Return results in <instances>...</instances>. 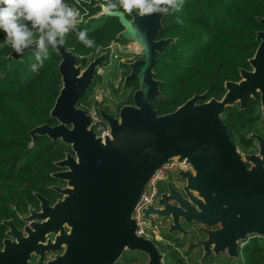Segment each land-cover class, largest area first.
<instances>
[{
	"label": "water",
	"instance_id": "obj_1",
	"mask_svg": "<svg viewBox=\"0 0 264 264\" xmlns=\"http://www.w3.org/2000/svg\"><path fill=\"white\" fill-rule=\"evenodd\" d=\"M98 11L89 18H98ZM166 14L138 16L135 12L116 17L122 29L115 40H133L138 57L127 63L120 93L135 79L138 87L132 102L123 104L116 116L100 109L109 134L98 135L87 111L79 105L96 79V69L106 62L107 51L95 55L85 66L79 56L62 45L57 70L61 86L49 111L56 123H42L28 134L32 145L38 136L60 140L70 147L54 162L51 176L65 183L52 186L61 197L53 204L40 193L38 211L30 209L17 230L11 220L0 250V264H29L48 252L47 264H115L125 251L146 256L144 264H163V254L148 237L138 234L133 214L149 180L171 160L185 164L176 175L183 183L176 189L165 178L166 190L157 205L141 209V217L166 221V232L197 238L199 262L225 255L239 259V249L251 236L264 238V137L247 135L258 146L255 153H239L222 115L227 107L260 101L264 124V30L256 33L259 44L248 59L249 69L239 70V80H226L220 98L205 100L195 93L173 111L159 114L152 106L163 99L161 81L155 77L157 54L174 37H159ZM264 26V15L258 19ZM2 33L4 36L5 34ZM22 55L12 50L10 56Z\"/></svg>",
	"mask_w": 264,
	"mask_h": 264
},
{
	"label": "trees",
	"instance_id": "obj_2",
	"mask_svg": "<svg viewBox=\"0 0 264 264\" xmlns=\"http://www.w3.org/2000/svg\"><path fill=\"white\" fill-rule=\"evenodd\" d=\"M66 2L82 12L88 10L78 29L87 30L95 45L91 48L85 46L75 31L66 36L64 43L85 66L115 40L122 26L112 16L89 18L98 11V7H94L97 0ZM263 15L264 0H183L178 11L170 9L163 18L159 37H174L175 42L157 54L154 72L161 81L160 90L164 96L151 102L157 112L173 111L195 93L206 92L205 100L220 98L225 92L224 82L239 80V70L250 68L248 59L259 44L256 33L264 30L258 21ZM12 50L0 33V221L3 218L18 221L19 215L25 214L29 205L37 206L33 192L55 201L57 193L49 188L56 182L51 176L58 169L54 162L70 151L62 141H51L46 136H38L32 145L29 144L31 137L28 131L32 127L56 123L49 111L61 86L57 51L50 48L43 66L33 71L31 66L36 63L34 52L27 51L20 58H13L10 56ZM120 66L126 73L129 71L126 63ZM99 79L96 77L79 102L82 108L89 104V94ZM127 86L129 90L124 92L122 105L132 102L138 80L130 81ZM222 119L234 143L238 138L243 147H251L253 142L247 135L262 130L259 100L251 99L243 109L238 105L227 107ZM2 234L0 226V237ZM163 237L168 242V250L162 251L163 264H186L185 257L197 247L193 241L197 236L192 237L184 252L181 248L185 246L187 236L180 238L176 233L164 231ZM157 247L161 252V247ZM239 252L237 260L211 255L191 264H264V238L249 237ZM143 256V253L125 251L115 264H134Z\"/></svg>",
	"mask_w": 264,
	"mask_h": 264
},
{
	"label": "clouds",
	"instance_id": "obj_3",
	"mask_svg": "<svg viewBox=\"0 0 264 264\" xmlns=\"http://www.w3.org/2000/svg\"><path fill=\"white\" fill-rule=\"evenodd\" d=\"M182 4L183 0H103L97 15L118 14L123 9L125 14L144 17L178 11ZM81 22L80 9L66 0H0V32L5 34V43L19 55L31 49L36 60L33 71L43 66L49 49L64 45L73 31L85 46L95 45L87 30L78 29Z\"/></svg>",
	"mask_w": 264,
	"mask_h": 264
},
{
	"label": "built area",
	"instance_id": "obj_4",
	"mask_svg": "<svg viewBox=\"0 0 264 264\" xmlns=\"http://www.w3.org/2000/svg\"><path fill=\"white\" fill-rule=\"evenodd\" d=\"M98 2H102L101 0H97ZM81 11V10H80ZM83 19L88 15V10L82 12ZM126 45L123 44V41L114 40L110 42L104 50L107 51L108 58L110 59L112 56L117 57L118 53H120ZM130 48H134L135 50L139 49V46L135 41L130 40ZM103 72V67L99 66L96 69V77L100 76ZM122 104H119V101L116 100L109 91H107L104 87H100V85L95 86L90 98L89 104L85 105V110L87 111L91 122L94 124V130L98 135H108L109 127L108 124L102 119L99 110L104 109L107 113L116 116L119 112ZM179 168L187 169L188 166L175 160L169 161L168 164L163 165L159 168L156 175L153 176L149 182L146 184L144 190L141 193L140 199L138 201L137 208L133 214L134 218H136L138 223V234L150 238L154 243L164 241L163 236H161V227L156 217L151 216L149 220L141 217V209L147 205H157V199L159 195L166 190V183L164 179L169 178L171 184L176 188L180 189L182 180H179L176 172ZM175 175L176 180H171L172 176ZM166 228V221L165 226ZM166 230V229H165Z\"/></svg>",
	"mask_w": 264,
	"mask_h": 264
},
{
	"label": "rangeland",
	"instance_id": "obj_5",
	"mask_svg": "<svg viewBox=\"0 0 264 264\" xmlns=\"http://www.w3.org/2000/svg\"><path fill=\"white\" fill-rule=\"evenodd\" d=\"M123 44L126 46L122 47L123 50L120 53H118L117 57L112 56L109 59L108 55H106V62L101 65V67H103V72L99 76L100 77V79L98 80L99 82L95 85V86L100 85V87H104L107 91L110 92V94L116 100L119 101V104H122V102L124 101L123 99L125 98V94H126L124 92L129 90L128 86H127L128 84H127L124 91L122 93H120L121 87L123 84L124 76L128 73V72L126 73V70L124 68H122L120 66V64L121 63L127 64L128 62L137 58L138 57L137 52L139 50V49L135 50L134 48H130V40L123 41ZM115 91H119V93L117 94V93H115ZM89 96H90V94H89ZM235 145H236L237 151L241 152V153H254L256 151V147L253 145L251 147H248V148L243 147L238 138L235 140ZM176 179L177 178L175 177V175H173L171 178L172 181L176 180ZM155 222H158L160 224V227H161L160 234H161V236H163V232L166 231L165 230L166 228L164 227L165 226V220H158L157 219V220H155ZM186 240H187L186 244L183 247V249L181 248V252H184V250L187 248L188 242L193 240V238H187ZM166 244H168V242H166V241H160V242L155 241V245L156 246L158 245L159 247H161V253H162V251L166 252L168 250L166 247ZM200 255H201V248L199 246H197L194 250L191 251V253L187 257H185V259L187 258L186 264L193 263L196 259L200 258ZM220 256L224 260L229 259L223 254H221ZM139 258L140 259H138V261L135 262L134 264H144L145 263L146 256L139 257ZM230 260L232 261V259H230Z\"/></svg>",
	"mask_w": 264,
	"mask_h": 264
},
{
	"label": "flooded vegetation",
	"instance_id": "obj_6",
	"mask_svg": "<svg viewBox=\"0 0 264 264\" xmlns=\"http://www.w3.org/2000/svg\"><path fill=\"white\" fill-rule=\"evenodd\" d=\"M256 100H259V98L256 99ZM259 104H260V101H259ZM263 127H264V124H263V117H262V130H260L259 132H256V131H255V133L260 134V135H262V136L264 137V128H263ZM251 140H252V142H253V146L256 147V151H255V152H257V151H258L257 143H256V141H255L254 139H251ZM255 152H254V153H255ZM239 153H241V152H239ZM55 171H58V169L55 170ZM64 185H65V183H64L63 181H59L58 179H56V182H55V183L49 185V188L52 189L53 191H55V193H57V197H56L55 201H56L58 198H60L61 195H60V194H59V193H58V192H57L52 186L64 187ZM34 193H35V192H33V194H34ZM37 193H39V192H37ZM40 194H41V193H40ZM41 195H42V194H41ZM34 196H35V194H34ZM42 196H44V195H42ZM44 197L48 200V202H49L50 204H53V203L55 202V201L51 202V201L48 199V197H46V196H44ZM35 198H36V200H37V206H31V205H29V206H28V210H27V212H26L25 214H21V215H19V220H18V221H17L16 219H13V218H3V219H1V221H0V226L2 227V232H3V234H2V236L0 237V250H2V249H3V246H4L3 240H4L6 237H9L8 235H6V231L9 229V227L6 226V224L4 223V221H6V220H11L12 223L14 224V226L16 227L17 230H22V229H23V226L26 224V222L22 219V217L27 216V215L29 214L30 209H33V210H36V211H38V210L40 209V206H39V203H40V202H39V200L37 199L36 196H35ZM193 236H195L194 232H193ZM187 237H188V236H187ZM196 238H197V237H196ZM52 257H53V253H52V252H48V253L45 254V256H44V260H42V261H38V256L32 254V259L29 261V264H47V261L50 260Z\"/></svg>",
	"mask_w": 264,
	"mask_h": 264
}]
</instances>
